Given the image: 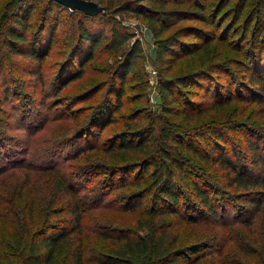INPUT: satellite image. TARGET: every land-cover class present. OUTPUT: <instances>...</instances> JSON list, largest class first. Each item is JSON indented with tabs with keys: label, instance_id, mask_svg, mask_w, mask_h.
Returning <instances> with one entry per match:
<instances>
[{
	"label": "rangeland",
	"instance_id": "1",
	"mask_svg": "<svg viewBox=\"0 0 264 264\" xmlns=\"http://www.w3.org/2000/svg\"><path fill=\"white\" fill-rule=\"evenodd\" d=\"M86 1L101 8L96 17L87 19L82 13L46 2L37 3V8L29 11L26 35L40 47L37 49L40 59L10 53L0 26V200L15 201L21 204L20 210L31 200L41 209L50 203L53 210L64 208L65 190H53L54 184L50 183L62 176L68 186H73L70 189L82 206L86 264H96L94 259L106 254L111 246L110 241L98 236L102 231L127 229L125 233L142 237L148 230L141 226L152 219L156 221L149 213L148 199L134 206L126 204L128 196L138 188L120 184L134 179L136 171L113 176L116 184L105 188L107 169L135 163L138 155L126 156L119 149L109 154L102 149L108 140L151 122L165 127L182 125L180 119L162 110V79L193 75L190 86L175 89L180 104H188L192 113H198L192 125L196 128L208 123L218 125L225 140L220 150L236 163L253 169L254 175L264 177L261 165L255 167L251 163L255 159L258 164L264 163V96L246 90L250 73L256 71V77L264 80V38L258 43L252 40L258 27L253 19L254 0L242 4L241 0H189L205 18L177 21L160 37L187 28L182 32L181 42L196 44V51L192 54H188L189 50L181 51L182 56L169 67L167 62L156 58V37L150 30V22L123 8L129 0ZM166 1L139 4L153 10L189 9L182 4L178 6L179 0H169L171 4L162 6ZM9 3L10 0H0V19L12 10ZM50 10L52 13L48 15ZM248 23L244 41H241L243 31L236 36L238 42L227 33L230 27L241 28ZM80 26H87L101 40L91 54L87 55V47L79 42ZM113 28L115 35L125 38L115 48L109 46ZM136 44L138 52L121 94L117 62ZM257 56L261 62L259 73ZM215 81L217 85L213 87ZM220 82L231 86L229 95H221ZM213 102L222 108L211 109ZM108 119L114 121L110 123ZM186 125L183 122V127ZM247 142L253 144V149ZM183 159L188 167L199 170V178L210 185L209 196L223 206L222 217L216 221L204 218L194 224L188 218L184 221L180 217L168 218L164 225L179 233L177 247L193 246L186 254L188 258H196L198 264H264V195L260 198L261 210L254 215V208L236 192L223 187L212 167L194 163L189 154H183ZM24 165L27 167L21 168ZM27 176L31 185L20 195L19 189ZM103 189L105 194L98 197ZM56 217L66 220L67 225L66 215ZM55 221L57 218H53ZM7 226L0 230V239L8 245V252L16 256L20 252L16 244L20 233L12 241L15 231ZM134 264L147 263L135 260Z\"/></svg>",
	"mask_w": 264,
	"mask_h": 264
},
{
	"label": "trees",
	"instance_id": "2",
	"mask_svg": "<svg viewBox=\"0 0 264 264\" xmlns=\"http://www.w3.org/2000/svg\"><path fill=\"white\" fill-rule=\"evenodd\" d=\"M142 1L153 4V0H129L123 5V8L133 10L150 22V30L156 37V58L158 61L167 62L168 66L172 67L175 60L182 56L181 51L189 50L188 54L196 51V44L185 45L181 42V37L184 36L182 32L187 28H182L164 38L160 36L163 31L177 21L199 20V16L205 18V14L195 10L189 0L178 1V6L182 4L188 6L189 9L168 10H153L143 7L139 4ZM246 1L241 0L240 3ZM41 2L52 6H62L52 0H10L9 7L12 10L3 14L0 19V26L5 32L6 46L10 53L35 59L41 58L37 50L40 47L30 41L26 35L29 11L37 8L36 4ZM169 4L171 1L168 0L162 6ZM253 8V19L258 22V27L252 40L258 43V40L264 38V0H254ZM72 12L82 13L87 19L97 16L86 15L82 11ZM51 13L50 10L48 15ZM204 20L209 22L207 19ZM248 28L249 23L248 25L244 24L241 28L230 27L227 29V33L235 38V42H238L236 36L242 34L243 31L244 37L241 41H244ZM79 30V42L87 47V55L91 54L101 40L97 38V35L91 34L87 26H80ZM112 31L109 46L115 48L122 45L125 38L123 35H115V28ZM138 48L137 44L134 45L123 60L117 62V67L121 72V94L124 90L125 77L132 72ZM256 65L259 73L261 69L259 57ZM245 66L249 65L245 63ZM254 73H250L248 76L249 83L246 88L249 87V89L246 90L252 89V92L248 93L264 96V80L260 76L256 77V71ZM136 76L138 75L135 74L134 78ZM193 78V75H186L175 80L162 79L160 83L162 110L164 113L180 119L182 125L165 127L151 122L146 127L134 128L130 132L108 140L106 148L102 149L109 154L119 149L126 156L138 155L135 163L109 167L104 179L105 188L116 184L113 176L121 172L133 173L136 171L134 179L131 181L126 179L125 183L120 184V186L130 185L138 188L136 192L128 196L126 204L134 206V204H141L145 199H148L149 213L156 221L154 222L152 219L147 225L141 226L148 230L147 234L142 237L125 233L127 229L102 231L98 236L105 241H110L111 246L105 251L106 254L102 253L103 255L95 257L96 264H134L135 260H143L147 264H198L196 258H188V254H186V250L193 246L178 248L177 244L180 242L178 231L174 232L171 228L166 227L168 225H164V222L171 216L180 217L179 220L182 221L188 218L194 224L204 218L216 221L222 217L223 204L217 205L212 200L209 196V190H211L209 183L202 177L199 178L198 169L188 167L184 162L186 159H183V154H189L194 163L200 162L205 166L212 167L217 172V176L221 178L223 187L236 192L240 198L254 208V215L261 210L262 199L260 198L264 195V177L260 178L254 175L253 169H247L246 165L236 163L223 150H220V147L225 146V140L218 125L208 123L200 128L194 127L192 121L198 114L197 111L192 113L191 109L187 107L188 104L181 105L176 98L175 89L179 86H190L189 82ZM215 84L217 85L216 81L212 86L214 87ZM218 84L222 86L221 95H229L231 86L226 82ZM250 97L248 98L250 99ZM119 101L118 99L117 102L119 103ZM198 103L202 105L201 102ZM116 106L119 108L120 105ZM194 108H197V102L194 104ZM221 108L222 106H219L218 103H211V109L219 111ZM108 120L110 123L114 121V119ZM183 122L187 123L185 127H183ZM247 143L251 147L253 146L252 143ZM254 152H256L255 148ZM254 152L252 153L255 154ZM251 163L256 164L252 165L255 167L261 165V169H264L263 162L258 164L255 159ZM26 167L24 165L21 168ZM41 170L47 169L42 168ZM50 172H52L51 169ZM58 178L55 182L51 180L50 183L54 184L53 190H65L63 194L67 198L64 207L66 210L61 207L53 210V207L50 206L51 203L45 209H41L32 200L26 208L22 206L23 209L20 210L21 204L10 200H0V230L8 225V229L15 231L11 236L12 241L20 233V240L16 243L20 252L16 256L8 252V245H5L0 239V264H86L83 250L82 206L78 201L77 194L70 189L73 186H68L62 176ZM30 182L27 176L25 183L19 189L20 195L25 193ZM114 187L117 188V185ZM212 192H215L214 188H212ZM104 194L105 189L98 193V197ZM49 202L52 200L50 199ZM186 212L187 214H185ZM63 215L67 216V225L66 220L60 221L56 217ZM53 218H57L55 223H53ZM27 225L32 226L30 228Z\"/></svg>",
	"mask_w": 264,
	"mask_h": 264
},
{
	"label": "water",
	"instance_id": "3",
	"mask_svg": "<svg viewBox=\"0 0 264 264\" xmlns=\"http://www.w3.org/2000/svg\"><path fill=\"white\" fill-rule=\"evenodd\" d=\"M71 11H82L86 15L95 16L101 12V8L92 1L86 0H52Z\"/></svg>",
	"mask_w": 264,
	"mask_h": 264
}]
</instances>
